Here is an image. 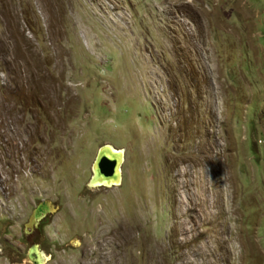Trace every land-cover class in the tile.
<instances>
[{
  "label": "rangeland",
  "instance_id": "374dc122",
  "mask_svg": "<svg viewBox=\"0 0 264 264\" xmlns=\"http://www.w3.org/2000/svg\"><path fill=\"white\" fill-rule=\"evenodd\" d=\"M106 143L122 181L92 187ZM34 248L264 264V0H0V264Z\"/></svg>",
  "mask_w": 264,
  "mask_h": 264
},
{
  "label": "water",
  "instance_id": "95a60500",
  "mask_svg": "<svg viewBox=\"0 0 264 264\" xmlns=\"http://www.w3.org/2000/svg\"><path fill=\"white\" fill-rule=\"evenodd\" d=\"M124 161L123 149H116L110 144L101 146L97 152L90 186H111L121 183V167ZM53 211V205L48 201L39 203L30 218L29 226L34 227L48 213ZM36 258L32 259L35 264H41L44 258L33 249Z\"/></svg>",
  "mask_w": 264,
  "mask_h": 264
},
{
  "label": "clouds",
  "instance_id": "9594fccd",
  "mask_svg": "<svg viewBox=\"0 0 264 264\" xmlns=\"http://www.w3.org/2000/svg\"><path fill=\"white\" fill-rule=\"evenodd\" d=\"M106 144H109V143H106ZM104 145V144H103ZM103 145H101V146H103ZM110 145H112V144H110ZM100 146V147H101ZM113 146V145H112ZM114 147V146H113ZM114 148H116V147H114ZM116 149H123L124 150V148H116ZM98 152V151H97ZM125 153V152H124ZM97 155V154H96ZM96 158V157H95ZM94 162H95V160H94ZM124 162V161H123ZM123 164V163H122ZM93 166H94V164H93ZM93 174V173H92ZM121 181H122V167H121ZM121 184V183H120ZM119 185V184H118ZM103 186H105V185H103ZM112 186V185H111ZM96 187H100V186H96ZM107 187H109V186H107ZM44 201H48V200H44ZM41 202H43V201H41ZM41 202H39V203H41ZM48 202H50V201H48ZM38 203V204H39ZM51 203V202H50ZM37 204V205H38ZM52 205H53V211L55 210V207H54V204L53 203H51ZM36 205V206H37ZM35 209V208H34ZM34 211V210H33ZM52 211V212H53ZM52 212H48L39 222H38V224L37 225H35L34 227H31V228H37L39 225H40V223H41V221L47 216V215H49V214H51ZM33 213V212H32ZM32 216V215H31ZM30 221V220H29ZM37 250V249H36ZM35 253V252H34ZM42 256V255H41ZM36 258V255L34 256V257H31L30 259H31V261L33 262V260L32 259H35ZM45 259V258H44ZM43 262H44V260H43ZM42 262V263H43ZM34 263V262H33ZM41 263V264H42ZM35 264V263H34Z\"/></svg>",
  "mask_w": 264,
  "mask_h": 264
},
{
  "label": "bare ground",
  "instance_id": "6f19581e",
  "mask_svg": "<svg viewBox=\"0 0 264 264\" xmlns=\"http://www.w3.org/2000/svg\"><path fill=\"white\" fill-rule=\"evenodd\" d=\"M125 152V150H123Z\"/></svg>",
  "mask_w": 264,
  "mask_h": 264
}]
</instances>
